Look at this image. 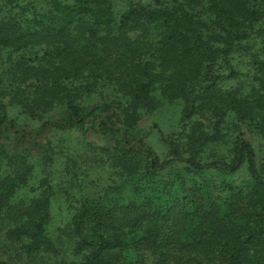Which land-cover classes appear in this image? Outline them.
Wrapping results in <instances>:
<instances>
[{"label": "trees", "instance_id": "1", "mask_svg": "<svg viewBox=\"0 0 264 264\" xmlns=\"http://www.w3.org/2000/svg\"><path fill=\"white\" fill-rule=\"evenodd\" d=\"M125 1L117 16L111 0H0V171L24 161L0 180V264H264V0ZM251 44L250 71L228 73ZM171 63L208 80L179 88L156 73ZM240 76L246 91H223ZM176 87L182 122L153 147L128 118L176 99ZM20 96L51 112L34 130L4 101ZM85 124L113 139L94 159L111 185L81 197L61 240L48 196L13 202L29 173L20 149L48 161L37 138Z\"/></svg>", "mask_w": 264, "mask_h": 264}, {"label": "rangeland", "instance_id": "2", "mask_svg": "<svg viewBox=\"0 0 264 264\" xmlns=\"http://www.w3.org/2000/svg\"><path fill=\"white\" fill-rule=\"evenodd\" d=\"M140 3H148L151 0H138ZM114 13L119 14L125 8V0H111ZM129 37L134 39L136 34L130 33ZM258 44L239 47L235 50L230 58L229 71L235 70L239 73L249 72L251 69L250 61L252 57L258 53ZM43 48L42 46L39 47ZM38 49H35L37 51ZM6 58L0 60V63H5ZM197 67L184 63L158 65L156 73H162L164 76H178L180 83L179 88L192 86L196 84L197 79L208 80V72L204 68L195 70ZM7 70V68H6ZM199 71V72H198ZM3 74L8 77L9 73L0 70V80L3 81ZM195 78V80L193 79ZM224 92L246 91L248 81L240 77L230 78L221 83ZM176 99L170 102L165 101L151 112L141 113L139 117L130 116L129 126L132 124L133 131L149 132L150 136L146 143L153 147L160 148L159 134L165 136L174 132L182 122L183 111L187 106L184 99V94L181 95L178 88ZM36 95L29 97V102L35 101ZM23 97V96H22ZM16 97L12 102L10 98H4L5 103L10 106L11 117L18 123H25L30 129H36L40 121L46 116L51 115V112L44 114L42 105H37L32 110H26L24 107V98ZM94 100L92 102H96ZM161 106V107H160ZM58 111L55 109L54 112ZM135 118V119H134ZM134 120V121H133ZM133 121V123H132ZM97 126L92 127L89 124L83 125L70 130L59 131L50 128L43 135L37 138V143L40 145L49 144L51 152L48 154L49 159L46 161V155L35 150L21 151V156L28 162V176L18 187L15 192L13 202L28 204L30 199L44 195L49 197V218L48 231L52 236H57L59 239H67L66 227L70 224L73 214L79 209L82 196H92L97 192L111 185L109 174L102 171L94 163L96 158L95 152L98 147L109 144L113 146V139L106 138L97 132ZM31 141V140H30ZM24 162L22 159L19 161ZM19 162L13 160L8 165V169L0 171V180L5 183L8 180L13 181L17 174L10 171L11 168L23 167ZM8 163V161H7ZM48 183V185L46 184ZM49 188V189H47ZM71 247H65L64 251L70 252ZM53 262V261H52ZM51 262V263H52ZM50 263V264H51ZM16 264H30L17 261ZM32 264V263H31ZM35 264H42L37 262Z\"/></svg>", "mask_w": 264, "mask_h": 264}]
</instances>
